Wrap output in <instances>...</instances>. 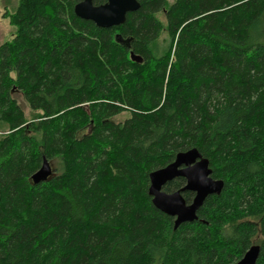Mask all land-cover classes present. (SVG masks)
I'll return each instance as SVG.
<instances>
[{
	"label": "trees",
	"instance_id": "trees-1",
	"mask_svg": "<svg viewBox=\"0 0 264 264\" xmlns=\"http://www.w3.org/2000/svg\"><path fill=\"white\" fill-rule=\"evenodd\" d=\"M81 1L17 0L7 14L0 264H235L252 246L264 264V0H136L106 29L74 15ZM189 149L223 187L174 229L149 174ZM44 161L52 173L34 184Z\"/></svg>",
	"mask_w": 264,
	"mask_h": 264
},
{
	"label": "water",
	"instance_id": "water-1",
	"mask_svg": "<svg viewBox=\"0 0 264 264\" xmlns=\"http://www.w3.org/2000/svg\"><path fill=\"white\" fill-rule=\"evenodd\" d=\"M136 0H105L104 4L93 5L92 0L77 3L73 12L81 19L93 22L98 28H112L123 25L129 13L137 11ZM50 165L44 161L32 176L34 184L45 181L51 175ZM182 178L185 186L172 193L163 191V187L174 179ZM223 187L221 180L211 178L207 159L196 149L177 153L172 163L149 174L148 196L152 205L161 213L174 218V229L183 223H192L197 219V211L203 201L210 196L220 194ZM193 193V199L186 204L182 194ZM258 246L250 247L235 264H255L259 256Z\"/></svg>",
	"mask_w": 264,
	"mask_h": 264
},
{
	"label": "rangeland",
	"instance_id": "rangeland-1",
	"mask_svg": "<svg viewBox=\"0 0 264 264\" xmlns=\"http://www.w3.org/2000/svg\"><path fill=\"white\" fill-rule=\"evenodd\" d=\"M168 3H172L173 0H167ZM17 6V0H0V45L4 42H9L14 37V27L10 25L8 15L12 13ZM158 19L161 21L162 25H165V20L163 14L158 16ZM166 35L165 32L161 33V36L158 40V48L159 51L162 52L166 47ZM13 96L17 99V101L23 106L25 111V115L28 117L30 115V110L26 103L23 100V97L20 93L14 92ZM128 116L127 113L122 112L115 117H113V121L118 123L122 122ZM51 164V163H50ZM53 168V167H52Z\"/></svg>",
	"mask_w": 264,
	"mask_h": 264
}]
</instances>
